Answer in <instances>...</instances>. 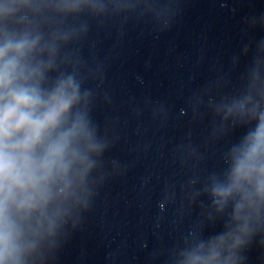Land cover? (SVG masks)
<instances>
[{
    "label": "clouds",
    "instance_id": "9594fccd",
    "mask_svg": "<svg viewBox=\"0 0 264 264\" xmlns=\"http://www.w3.org/2000/svg\"><path fill=\"white\" fill-rule=\"evenodd\" d=\"M39 41L27 34H5L0 41V264H19L25 231L45 217L54 221L77 189L84 191L90 155L102 149L86 114L73 113L80 98L74 78L42 87L50 65L33 60ZM250 187L264 197V114L233 148L226 182L216 184L213 195L225 201L238 194L243 201ZM216 259L214 250L206 256L194 252L186 264Z\"/></svg>",
    "mask_w": 264,
    "mask_h": 264
}]
</instances>
